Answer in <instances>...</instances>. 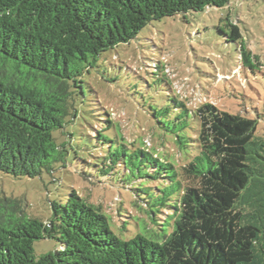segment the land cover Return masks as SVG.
<instances>
[{
	"label": "trees",
	"instance_id": "1",
	"mask_svg": "<svg viewBox=\"0 0 264 264\" xmlns=\"http://www.w3.org/2000/svg\"><path fill=\"white\" fill-rule=\"evenodd\" d=\"M229 1L0 0V173L46 175L51 184L43 215L0 186V264H264V138L256 120L211 103L189 108L173 100L154 109L172 135L160 139L172 140L181 166L126 142L107 110L81 135L82 147L71 131L80 76L102 53L152 21ZM225 27L242 67L252 70L256 56L239 27ZM79 151L93 159L81 170ZM69 173L80 183L106 178L125 189L150 235L133 229L129 240L116 236L102 204L82 196ZM40 240L58 248L36 258Z\"/></svg>",
	"mask_w": 264,
	"mask_h": 264
},
{
	"label": "rangeland",
	"instance_id": "2",
	"mask_svg": "<svg viewBox=\"0 0 264 264\" xmlns=\"http://www.w3.org/2000/svg\"><path fill=\"white\" fill-rule=\"evenodd\" d=\"M228 21L239 27L241 41L256 56L252 70L242 67L237 44L228 42L222 33L228 32ZM80 81L78 117L71 130L78 147L83 145L81 135L100 124L94 117L107 110L126 142L141 144L154 154L163 153L181 166L183 156L172 140L160 139L172 135L152 116L154 109L171 107L173 100H181L189 108L211 103L229 114L256 120L257 135L264 138V0H230L221 9L152 21L128 43L102 53L95 66L84 70ZM78 158L79 170L83 161L93 160L82 151ZM69 178L82 196L102 204L110 229L120 239L132 238L133 229L150 235L143 209L130 203L125 189L106 178L102 185L89 180L80 183L70 173ZM0 186L7 196L25 197L29 212L43 215L46 188L51 187L48 176L16 179L0 173ZM57 248L54 240L33 244L36 258Z\"/></svg>",
	"mask_w": 264,
	"mask_h": 264
}]
</instances>
